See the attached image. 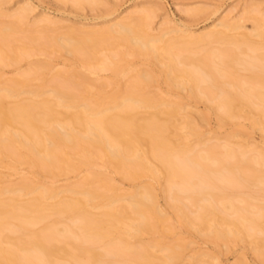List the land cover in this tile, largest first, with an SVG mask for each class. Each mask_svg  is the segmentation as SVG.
I'll use <instances>...</instances> for the list:
<instances>
[{
	"label": "bare ground",
	"instance_id": "1",
	"mask_svg": "<svg viewBox=\"0 0 264 264\" xmlns=\"http://www.w3.org/2000/svg\"><path fill=\"white\" fill-rule=\"evenodd\" d=\"M251 11L260 12L261 10L259 5L255 4L252 9H245L242 12L244 15L241 14L239 18L229 19L227 15L228 17L221 18L208 30L198 33H191L187 30L181 32L179 28H166L160 34L153 36L148 33L151 10L146 8H140L135 13L132 12L134 14L131 13L106 27L103 26L104 28L92 27V29L83 30L67 27L64 32L62 31V35L58 33L60 35L58 39H56V34L51 33L52 37L55 35L51 37L52 42L59 40L58 44L56 43L57 46L68 48L69 54H71L70 51L71 55L76 51H80L81 54L84 52L93 54L94 62L91 57L84 61L86 58L83 54L81 57L84 58L81 59L83 64L94 74L102 70L110 71L108 85L112 86V90L105 92L103 82L96 84L97 82L94 83L93 79L90 80L86 77L87 75L77 71L81 80L79 82L81 84L83 82L86 88L95 89V95L91 96L92 98L89 97L91 100H88L87 96L78 98L77 95L66 92L67 90L63 91V88L62 90L58 88L56 83L50 89L52 97L42 96V98L40 96L45 92L41 89L44 84L42 75L44 70L50 66L45 61L32 62L27 69L20 72V79L11 78L8 84L4 83L0 87V156L8 149L10 151L16 148L14 151H18L21 162L40 171L42 167V170H47L48 174L54 173L53 168L64 172L84 167L92 180L102 182L104 187L112 192L107 194V192L99 191L96 187L90 188V186L89 188L67 187L64 191L70 193L71 196L68 194L64 197L59 196L60 191L52 188L53 186H34L31 183L27 184L28 180L25 181L27 183L21 181V184L14 188L2 189L0 187L1 196L3 192L10 193L9 197L6 196L7 198L0 197V264H169L179 257L182 248L180 243L164 244L161 237L153 239L150 243L131 241V238L139 236L142 232L155 230L157 223H163L166 217L160 211L149 185L125 194L117 192L118 187L111 184V179L107 175L93 169L97 165L98 158L102 159L106 166H111L130 178H137L146 173L155 178L161 177L165 190L168 192L174 190L172 187L177 185L183 187L182 189L185 188L188 191L187 198L193 202L197 201L196 203L200 202V205L196 214L189 217L185 209L183 211L174 201L176 200L174 195L171 194L172 198H170L168 194L169 200L176 203L173 209L180 216L181 221L196 230L205 232L204 234L212 237L215 242L221 239L228 241L233 238L235 240L249 238L256 251L261 252L260 248H262L264 239L261 240L259 234L264 233V209L262 212V207H260L258 215H247L242 208H236L232 204L233 193L226 192V187H223L224 184L228 186L227 188L243 184L242 178H238L240 170H249V174L253 171L251 169L253 167L250 168V163L247 162L248 157H246L247 160L244 158L248 145L243 143L244 141L236 142L237 146H234V149L239 151L240 156L233 151L231 147L233 145L230 146L229 142L223 145L224 149L220 148L218 151L216 148H210L206 152L202 150L203 152L195 153L193 146L183 139L179 129L184 128L188 133L197 135L199 134L197 125L194 124L189 112L179 113L182 107L178 102L166 101L158 98L157 95H147L142 83L146 85L144 82H148L152 76L149 70L135 73V78L124 88L119 86L117 78L121 73H126L128 69L127 56L144 55L149 60L154 58L160 63L167 82L169 86H173V89L187 86L193 98L197 96L196 93H200L198 90L202 82L204 85V88L201 85L202 90L207 92L216 90V98H213L216 105L213 104L216 106L215 110L218 111L216 113L223 121L240 116L241 111L245 109L247 113H251L252 122L262 126L264 125V56L263 54L262 57L255 56L254 53L248 51L253 52L264 46V32L257 22L251 31L255 37H258V40H253L251 34L241 32L243 27L240 24L241 20L243 23L247 16V18H252ZM26 14L23 7H17L6 14L0 11V17L8 19L0 25L1 64H6L8 58H12L14 62L19 61L21 57L23 58L34 50L32 49L34 47H28L31 45L25 44L27 41L17 43L20 39L10 38L17 34L15 32L20 24H28ZM51 18L41 16L32 24L30 22L26 28L29 34L25 36L38 41L39 37L35 35L38 29L41 35V32L43 35H48L47 31L53 30V27L60 24ZM33 32L35 33L32 34ZM10 39L16 40L17 43V46L13 47L14 57L9 56L8 49L4 48L10 46L12 41ZM20 43L22 44L19 45ZM214 43L225 44L226 48H202L204 53L201 55L198 53L201 46H210ZM104 44L107 45L105 48L109 50V54L106 53L107 55L96 58L98 55L94 56V52L98 46ZM10 51H12L11 48ZM78 54L79 52H77L79 58ZM244 57L259 60L260 68H255V71L251 70V67L248 68L251 60L247 61ZM217 58L219 60L215 61ZM259 61L256 64L252 60L251 65L255 63L258 66ZM238 65H242L241 69L248 71L246 79L240 78ZM57 74L58 72L52 78L54 76L58 78L61 73ZM62 78L64 81L68 77ZM221 78L223 81H220ZM34 79L42 80L36 86L37 88L35 87L36 89H23L24 86H29V82ZM226 86H232L234 91ZM64 87L67 88L66 85ZM21 92L30 93L33 97L12 103L4 101L7 97L17 98ZM5 148L8 149L3 152ZM251 150L257 153L256 156L254 154V159H251L255 160L258 157L259 162L261 161L264 165V147H254ZM243 152L244 155H242ZM234 154L237 156V160H234L236 163L226 164L225 161L232 159ZM209 155L214 159L217 157V160L221 162L220 169L224 172L222 171L223 174H221L220 169L217 172L220 173L221 180L223 178L226 182L223 185L221 183L222 186L216 185L218 183L214 182L216 176L214 178L212 172L205 167ZM9 163L14 167L13 162ZM211 163L214 164L213 161ZM258 173L253 177L255 181L251 182V185H256V188L264 184V172L263 174ZM90 177L85 180L87 181ZM219 180L218 178L217 181ZM246 180H248L247 177ZM79 183L85 186L88 182ZM198 186L201 187V191L203 186L208 190H204V193L200 192ZM177 191L180 190L177 189ZM34 192L35 195L32 194ZM252 192L242 193L243 197L240 194L235 195H240L242 199L240 197L239 199L242 201L247 198L251 200L250 198L255 197ZM27 193L33 196L20 197ZM262 198H264V191ZM49 199L55 201L49 202ZM239 199L237 200L240 201ZM201 201L207 202L202 204ZM214 201L219 203L217 205H222L223 209H216ZM95 208L99 211H92ZM230 210L233 215L235 214L234 216L228 214L231 213ZM55 214L77 222L76 227L72 225L75 231L71 229L72 226L65 224L59 227L61 224L57 225L58 219L52 222L46 221L47 217ZM228 215L232 217L229 218ZM43 220L46 221V225H42L39 230L34 229V226ZM71 224L72 222L69 225ZM69 236H72V240L76 237L75 241L81 239V242L75 243L74 240L69 239ZM57 242H61V245ZM151 247L165 250L166 255L161 258L156 257L151 252ZM107 254H113L114 260L106 259ZM197 264L213 263L204 260Z\"/></svg>",
	"mask_w": 264,
	"mask_h": 264
},
{
	"label": "rangeland",
	"instance_id": "2",
	"mask_svg": "<svg viewBox=\"0 0 264 264\" xmlns=\"http://www.w3.org/2000/svg\"><path fill=\"white\" fill-rule=\"evenodd\" d=\"M88 1L81 0L79 2H74L73 0H66V1L65 0H2V2L0 3V11L2 13H5V14L10 13L12 12V10L14 11L15 8L17 7H23L25 9V12H27L26 14L27 22L26 23L28 24L30 22L32 24L34 20L36 21L41 16L42 17L47 16L50 18L52 17L51 19H53L54 22H59L60 24L56 25L57 28L53 27V30L51 29L52 31L51 30L47 31L49 33L46 32V34L48 35L50 34L49 36L45 34L44 36L43 32H41L42 33L41 35L39 29L37 32L35 31L36 33L33 32L32 34L35 33V35L39 37V38L36 37L39 39L38 41L34 39L33 40L29 39L28 35H27L28 38L25 36L26 34H29V32L27 31L28 29H26L28 28L27 26H29L28 24L27 25L20 24V26L22 25L21 30L19 26L18 29H16L17 32H15L17 34L13 35V37H10V38L20 39L19 41H17V43H19L20 41L22 43H25L26 41L29 42L31 40L32 41L31 43L29 42L27 44L26 42L25 44L27 46L31 45L28 47H34L32 48L34 50L32 51V53L27 54L28 56L26 54H25L26 56L23 55L24 57L23 58L21 57L19 61L14 62L12 58L10 59L6 58L7 59L6 64L0 63V87L4 85V83L8 84L11 78L20 79L21 78L20 72L27 69L29 64H31L32 62H37V61L44 62L45 61V62H48L50 68L45 69L44 70L45 72H43L42 77L44 76L45 78L43 77L44 84L41 87V89L42 91H45V92H44V95L42 94L40 97L47 96L46 98L48 97L51 98L52 94H50V89L52 88V86L54 87L56 83L58 88H60L61 90L63 88V91L67 90L66 92H69V93L71 92V94L75 96L77 95L78 98H81L82 96H87L88 100L92 98L95 95V89L86 88L83 82L81 84L80 83L81 80H80V77L77 71L80 72L81 74L87 75L86 77H88V79L89 78L90 80L93 79L94 83L97 82L96 84H99L98 82L102 84L103 82L104 83L102 84L104 88L103 90L105 92H110L112 90V86L108 85V79L110 78L111 72L108 70H102V71H99L98 73L96 72L95 74L94 72L92 73L90 69L86 65L83 64V61L81 59H84V58H81V57H83V54H85V58H86L84 59L85 61V60H89L90 59L89 57L92 58L93 54L89 52H88L89 54L85 52L81 54L80 51H76V52L74 51L75 53L73 52L74 54L71 55L72 54L71 51H70L71 54L67 52L69 51L68 48L64 47L66 48L64 49L61 45L57 46L58 44L57 42H59V40H56V42L54 40V42H52L53 41L52 38L55 35L52 37L51 33L56 34L57 35L56 39H58L60 37L59 34L62 35V31L64 32L67 29V27L69 28L76 27L77 29H83V30L85 29L87 30V28L89 30V29H92V27L93 28L95 27L104 28L106 27V25L108 26V24L110 25L111 23L117 20L127 17V15L129 16V14H131L132 12L135 13V11L139 10L140 8H146L148 10H151V19H150V25L148 28V33L154 36V35L160 34L166 28H179L181 32H184L187 30L191 33H198L201 31H206L209 28H211V26L214 23H216L218 20H220L221 18H224L227 15L229 16V17L227 16L229 19L239 18L240 15L243 14L242 12H244L245 9L250 10L255 4H257L259 5V8L261 11L260 12L251 11L252 13H250V16H252V18H247L248 17L247 16L243 23H241L242 22L241 20L240 24L243 27V28L241 27L242 28L241 32L251 34L252 36L251 38L253 40H258V37H255L254 33L251 31L254 28L253 25L255 26L257 22L259 23L260 29L264 32V0H94V2H92V0H88ZM6 20L8 21V19L6 18L4 19L3 17L2 18L0 17V25L2 24V22L4 23L7 22ZM40 37H43V38L41 39ZM47 38L49 42H47L48 41ZM13 39H10V40H12L14 43H12L11 41L9 47H4L8 49L9 52L7 51V53L11 57L15 56L13 47L17 46L16 40H13ZM22 43H20L19 45H21ZM105 47H107L106 44L98 46L97 50L96 51L94 50L95 51L94 56L98 55L96 57L98 58L99 56L103 57L109 54V50L106 49ZM224 47L226 48L225 44H222V43L215 44L214 43V44H211L210 46H204V47L201 46V48L198 50V53L200 55L204 53V50H202V48H207V49L208 48L210 49L211 48L212 49L213 48L214 49L223 48L224 49ZM10 48L12 49V51H10ZM77 52H79L78 54L79 58L77 56ZM248 52L249 53L251 52L252 54L254 53L255 56H261L262 54H263L262 56H264V46L260 47L257 50H254L253 52L250 50ZM127 57L129 59L127 60V62L129 61L127 65L128 69H126V73L124 74L121 73L120 76L117 77L119 81L118 82L119 86L121 85L120 87L123 86L122 88H124L129 82H131L135 78L134 77L135 73L137 74V72L138 73L148 72L147 70H149L151 72L150 75L152 76H150L148 82L146 81L144 82L146 83V85L142 83L145 89L144 91L148 93L147 95L149 96L157 95L158 98H162L163 100L171 101V102H174V101L178 102L179 106L182 107V110L180 109L179 113L184 114L185 112H189L194 124L197 125V129L199 131V134L197 135H192L188 133V131L184 128L179 129V132L182 134L183 139L189 142L193 146L194 148L193 150L196 151L195 153L201 152L202 150L206 152V150L210 148L211 149L216 148V150L218 151L220 148L224 149V146L226 145V143L229 142L230 146L231 144L233 145L231 146L233 151L237 152L236 153L237 156H240L239 151L238 150L236 151V149H234L237 146L235 144H237L238 141L239 142L244 141L243 143H246L248 145L247 148L245 149L246 150L245 157L244 156L243 157L245 159L246 157H248L247 158L248 160L247 159L246 160L248 163H250L249 165L250 168L251 166L253 167L251 168L253 169V171H250V174H249V170L242 169L240 170L241 173L236 171L238 172V176H239L238 178L239 179L242 178V182L244 181L243 184L241 183V185L239 184L234 187L230 186V188H227L228 186L224 184L226 183L224 182L225 180H223V178L221 180L220 178L221 177L220 173L223 174L224 171L223 170H222L223 172L221 171L220 169L221 162L219 159L217 160V157L216 159H214L212 158L211 155H209V158L207 159L208 162H205L206 165L205 163H202V164H204L205 167L212 172L214 178L216 176V180L214 179L215 180L214 182L216 183L218 182L216 184L217 186L218 185L222 186L224 184L223 187L224 186L226 187L225 189L226 192L233 193V195L232 194L230 195H232L231 196L232 204L236 206V208L238 207L240 209L242 208L244 212L250 216L258 215L260 213V210H258L260 207H262L261 209L263 212L264 198H262V194L264 191V184L262 183L259 187L256 188V185H251V182L255 181V178L253 177H255L257 172H259L258 174H263L264 165L262 164L261 161H260L261 163L259 162V159H257L258 157L256 158L258 162L256 161V159L253 160L254 159L253 156L255 153L253 150H251V148H254V147L263 148L264 147V125L261 126L260 124L253 123L251 113H247L245 109L241 111L240 116L233 118V119H229V120L227 119L223 121L217 114L218 111L215 110L216 104L214 102L215 99L213 98L215 97V94H217L216 90H214L216 93L214 91L207 92L205 90H202V87L204 88V85L202 84L203 83L202 82L200 83L202 85V87L200 85L201 90L197 89L198 91H200V93L195 92L197 96L193 98V96L189 94L190 92L187 86L182 87L181 89L175 88V87H174L175 89H173L172 88L173 86H169V83L167 82L168 80L163 71V68H161L160 63L156 62L154 58H152V60L154 59L153 61L151 59L150 61L148 57L146 58V56L144 55L143 56L142 55L141 56L129 55ZM76 58H78L79 60ZM244 59L247 61L251 60V62L253 60L255 63L259 61V60L256 61L255 58L248 59L247 57L246 58L244 57ZM217 60L219 59L218 58L215 59V61ZM94 61L95 59H93V62ZM251 62H249L250 64L248 65L249 67L247 66L248 68L251 67L250 69L251 70L254 69L253 71H255V68H258V69L260 68V65H261L260 61L258 64L259 67L255 65V63H253V66H252ZM82 65H84L86 68ZM241 66L242 65H238L237 67H238V74L240 78L243 80L248 77V71L244 70L243 68L241 69ZM56 72H58L57 75L61 73L63 76H61L60 74L59 75L60 79L59 77L56 78L57 76L56 77L54 76L52 78V76L55 75ZM62 77H64L65 79L68 77L66 80H64L66 82L62 80L63 79ZM220 81H223V79L221 78ZM40 82H42V80H39V79L31 80L29 82L30 85L29 86L27 85L26 87L24 86L23 89H33V88L36 89L37 88L36 86H38ZM64 85H66L69 90L65 88ZM85 88L86 90H83ZM226 88L230 89L231 91H234L232 86L231 87L226 86ZM30 96L33 97L30 93L21 92L17 96V98L7 97L5 98L4 101H6L7 103L9 102L12 103L16 100H20V99L25 100L24 98H27V99L31 98ZM37 99H39V97ZM7 149L8 148L3 149V152ZM15 149L16 148L10 151L8 149L7 150L8 152L7 151L4 152L5 156H4V153L1 154L0 156V187L2 189L17 187L19 186L18 184H21V181L25 182L26 180H28L29 183L27 182L25 183L27 184L31 183L34 186L35 185L36 186L46 185L49 187L53 186L52 188H55L56 190L60 191L59 196H64V197L68 196V194L70 195V193H67L64 191V188H67V187L76 188L80 186L81 188L82 187L89 188L90 186V188L96 187V189H99V191L107 192V194H110L112 192L111 190L106 189V187H104L105 185L102 182L98 180H94V179L92 180V177H90V175L89 176L87 175L88 174L87 170L84 167L82 168L80 167L79 169H76L73 171H64V172L58 171V169L53 168L55 171H52V172L54 173H50L48 170L50 174L46 173L47 170L46 171L42 170V167H41V171H42L41 173V171L38 170L37 168L36 169L38 171L35 168L30 167L28 164L23 163V161L21 162V159H19V154L17 153L18 151L17 150L14 151ZM66 150H73V149H66ZM216 150H214V152H216ZM221 152L222 151H220V153ZM70 153H73V151H70ZM216 153L219 154V152H216ZM242 155H244V152ZM234 156H233L234 158L232 157V159L229 158L228 161H225L227 162L226 164H232V163L235 164L236 161L234 160L235 159L237 160V156L235 154ZM73 157H76V156H73ZM211 160L214 162V164L212 163L210 164V162H212ZM10 161H11V164L13 162L14 167L10 165L9 163ZM102 161H103L102 159L98 158L96 160L97 165H95L93 169L95 171L103 173L104 175H107L108 178L111 179V180L109 179L111 181V184H114L116 187H118L117 192H119L120 194H125L137 188L140 189V187L142 186L149 185L152 188V191L155 195V201L159 209H161L160 211L166 217V221L160 224H158L159 222L157 223V228H155V230L149 231V232L145 231V232L140 233L139 236L135 238H131L132 242L150 243L152 242L153 239L161 237L164 244L180 243L182 245V248L180 250L179 257L169 264H197L198 262H202L204 260L205 261L208 260V262H212L213 264L214 263L217 264V262L218 264H264V249H262L264 247V240H263L264 233L259 234V237L261 238V240H263L262 241L263 243L261 242L262 248H260L261 250L259 249L261 252L256 251V249L254 248V245L252 244V242H250L249 238L242 239V240H238V239L235 240V238H233L231 240L229 239L228 241L227 240L224 241L221 239V240H216L215 242V240L212 237L204 234L205 232L201 230L199 231L198 229L196 230L192 226L190 227L189 225H187L184 221H181L180 216L173 209V205L174 204L176 205V203H178V206L180 205L183 211L185 209L186 211L185 213L186 214L188 213L187 215L189 217L194 216L196 214V210L199 209L198 207L200 205V202L196 203L197 201H194L195 202L194 203L193 200H191L190 198H187L188 191H186L185 188L182 189L183 187H180L179 185L175 187L173 186L172 189L174 188V190L169 191L170 192L169 193L168 190H165L166 188L164 186V181L161 177L155 178L151 176L149 173H146L137 178H130L128 177V175L123 174V172L121 171L119 172L111 166H106ZM18 162L19 164H17ZM209 164L210 166L207 167V165ZM217 170H219L220 173H218ZM254 170H256L257 172L255 173ZM242 171H244V173ZM216 172L220 176L216 174ZM51 174H54V175H51ZM242 175H244L245 177ZM87 177H90V178H88V180L86 181L85 179H87ZM246 177L248 180L250 179L249 180L250 182L246 180ZM218 178L220 179L219 181H217ZM81 180L83 181V183H86V182L88 183L84 186L79 183V182H82ZM198 187L196 188V190L198 191L199 189L200 192H203V193H204V190L206 191L208 190L205 186L202 187V191H201V187L200 186ZM177 189L180 191L178 192ZM184 190L186 191V194H184L185 193ZM247 191L248 193L250 191L251 192L253 191L254 193L253 192L252 193L254 195L253 194L251 195L255 197H253V199L250 198L251 200L247 198V200L249 201L245 199L243 201L240 200L242 199L240 195H242V193H247ZM175 192L177 193L175 194ZM4 193L5 192H3V195L2 196L0 195V197L7 198L6 196L10 195L9 192H8L9 194L7 193L4 194ZM32 194L35 195V192ZM32 194L27 193V195L24 194V196L22 195L20 197H23V198H26L28 196L31 197L30 195ZM171 194L174 195L173 197H175V199L177 200V201L174 200L176 203L173 202V200H169V197L172 198ZM235 194H240V195L238 196ZM12 195L16 196L17 194L16 195L12 194ZM180 195L182 196V198H178L180 197ZM237 199H239L240 201H238ZM179 200H180V203H179ZM48 201L54 202L55 200L49 199ZM205 202L207 201H203L202 204ZM217 203L218 202L214 201V204L216 206L215 208L222 210L223 209L222 205H217ZM251 206H254V207L251 208ZM92 211L98 212L99 209L95 208V209H92ZM191 211L193 212V214ZM232 213L233 212L231 211V213H228V214H231L232 216H234L235 214L233 215ZM230 216L228 215L229 218ZM60 217L62 216L58 217L55 214V215L47 217L46 218L47 220L46 219L45 220L47 222H52L55 219H58L57 225L61 224L59 225V227H62L63 226L62 224H65L66 226H70V227L72 225L76 227L75 224L78 225L77 222H74L71 219L69 220L66 217H62V218ZM46 221L43 220L40 222V224L39 223L36 224V226H34L35 227L34 229L39 230L42 225H46L45 224ZM71 222L72 224L69 225ZM73 226L71 227V229H73V232H74L75 228ZM18 233H15V234H18ZM75 238L73 239L74 240L73 241L72 236H69V239L72 240L73 242L75 243L81 242V239L78 238L79 240L75 241ZM58 243H60L59 245H61V242H57V244ZM100 249L102 250V248H99V250ZM150 250L156 257L161 258L166 255L165 250H158L157 247H151ZM111 255L107 254L106 259L111 260V261L114 260L113 258L115 256L114 255L111 256ZM214 258L217 261H215ZM199 259L200 260L202 259V261H200ZM196 261L198 262L196 263ZM159 264H168V263H159Z\"/></svg>",
	"mask_w": 264,
	"mask_h": 264
}]
</instances>
